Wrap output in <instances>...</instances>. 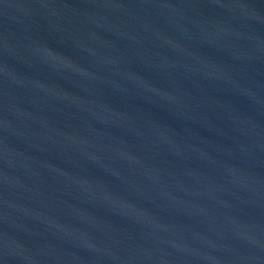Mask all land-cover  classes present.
<instances>
[{
  "label": "water",
  "instance_id": "95a60500",
  "mask_svg": "<svg viewBox=\"0 0 264 264\" xmlns=\"http://www.w3.org/2000/svg\"><path fill=\"white\" fill-rule=\"evenodd\" d=\"M0 264H264V0H0Z\"/></svg>",
  "mask_w": 264,
  "mask_h": 264
}]
</instances>
